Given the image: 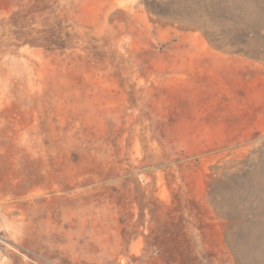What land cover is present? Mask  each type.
<instances>
[{
	"label": "rangeland",
	"instance_id": "1",
	"mask_svg": "<svg viewBox=\"0 0 264 264\" xmlns=\"http://www.w3.org/2000/svg\"><path fill=\"white\" fill-rule=\"evenodd\" d=\"M185 2L0 0V264H264L208 195L264 143V0Z\"/></svg>",
	"mask_w": 264,
	"mask_h": 264
},
{
	"label": "trees",
	"instance_id": "2",
	"mask_svg": "<svg viewBox=\"0 0 264 264\" xmlns=\"http://www.w3.org/2000/svg\"><path fill=\"white\" fill-rule=\"evenodd\" d=\"M206 1L188 0L180 10H182L186 19L201 20L203 17L210 15L212 11V7ZM235 25L240 26V24ZM260 31L262 32L263 30L261 29ZM263 163L264 143L252 151L246 159L242 160L238 166L239 168L225 170L222 173H218V175L209 176L211 181L208 184V195L217 218L229 225L234 224V215L242 216L245 223H249L253 219H264V173H260L259 168H257L258 164ZM258 173V181L253 183L251 178H255ZM224 195H228V197H224ZM229 248L231 250L230 246Z\"/></svg>",
	"mask_w": 264,
	"mask_h": 264
}]
</instances>
